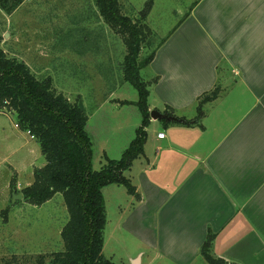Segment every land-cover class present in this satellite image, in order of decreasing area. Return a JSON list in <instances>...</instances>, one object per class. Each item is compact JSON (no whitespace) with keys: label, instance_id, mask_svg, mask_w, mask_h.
<instances>
[{"label":"crops","instance_id":"obj_1","mask_svg":"<svg viewBox=\"0 0 264 264\" xmlns=\"http://www.w3.org/2000/svg\"><path fill=\"white\" fill-rule=\"evenodd\" d=\"M185 4L172 12L182 20L152 49L147 67L158 79L155 111L169 108L176 121L150 120L144 154L130 168L136 226L153 259L193 264L210 231L215 259L264 264V0ZM217 88L198 110V99ZM156 124L162 129L152 130ZM16 126L24 140L16 150L34 158L38 144ZM33 168L31 161L26 170Z\"/></svg>","mask_w":264,"mask_h":264},{"label":"rangeland","instance_id":"obj_2","mask_svg":"<svg viewBox=\"0 0 264 264\" xmlns=\"http://www.w3.org/2000/svg\"><path fill=\"white\" fill-rule=\"evenodd\" d=\"M131 1L132 5H127L121 0L122 14L136 22L149 0ZM158 1L146 19L148 26H143L140 60L178 26L182 19L172 12L185 10L187 0ZM126 40L118 28L100 18L93 0H24L11 14L0 8V48L6 55L23 62L38 80L51 78L55 93L71 103H83L88 116L86 131L93 144L94 171L100 170L105 158L119 160L141 126L135 106L137 91L123 77ZM147 67L140 76L148 85V107L155 111L157 106L151 97L154 77ZM14 123V114L0 112V212L7 209L0 214V264H50L54 253L63 251L60 232L69 215L60 194L38 207L24 202L21 194V199L10 196L5 203L7 181L13 180L15 189L21 191L33 183L34 171L45 166L40 149L34 158L26 150H16L24 140L16 139L19 132ZM161 126L156 124L151 129L157 131ZM31 161L37 168L27 171ZM21 163L23 170L18 167ZM137 165L138 161L133 167L136 175ZM129 172L124 176L132 182ZM102 195L106 209L105 260L133 264L144 253L142 264H173L162 257L153 259L154 254L147 251L146 235L136 226L139 214L132 211L136 200L123 186L109 185ZM193 264L207 263L198 253Z\"/></svg>","mask_w":264,"mask_h":264},{"label":"trees","instance_id":"obj_3","mask_svg":"<svg viewBox=\"0 0 264 264\" xmlns=\"http://www.w3.org/2000/svg\"><path fill=\"white\" fill-rule=\"evenodd\" d=\"M23 1L0 0V8L11 14ZM93 1L100 18L127 36L123 77L137 91L139 99L135 106L141 115V126L121 158L117 161L105 158L100 170L92 169L93 144L86 131L88 116L83 103H71L63 95L55 93L51 78L38 80L28 66L8 57L0 48V112L15 115L17 126L34 139L45 161L43 168L34 171L30 186L17 191L15 182L11 181V198L21 194L24 202L38 207L60 194L69 215L60 232L63 251L54 253L50 264H112L102 256L106 226L102 190L109 185H118L123 186L129 196L136 195L131 180L124 173L143 156L146 128L150 124V93L140 72L149 65L155 51L152 50L142 60L139 58L144 42L143 26L153 2L149 0L146 3L139 19L134 22L122 14L121 0ZM157 80L155 77L153 84ZM217 96L218 88L202 95L197 101V109L201 110L204 104ZM165 113L170 117L173 115L169 108ZM213 240L214 235L209 231L199 249V256L207 264H227L212 255ZM5 264H12V261Z\"/></svg>","mask_w":264,"mask_h":264},{"label":"water","instance_id":"obj_4","mask_svg":"<svg viewBox=\"0 0 264 264\" xmlns=\"http://www.w3.org/2000/svg\"><path fill=\"white\" fill-rule=\"evenodd\" d=\"M150 117L154 121H157V120H164V121H171L172 120V121H176L175 118L170 117V116H167V115H164V114H161V113H159L157 111H151L150 112ZM12 198H13V200H15V199H21V196L20 195L19 196L13 195ZM133 264H138V260H135L133 262Z\"/></svg>","mask_w":264,"mask_h":264},{"label":"built area","instance_id":"obj_5","mask_svg":"<svg viewBox=\"0 0 264 264\" xmlns=\"http://www.w3.org/2000/svg\"><path fill=\"white\" fill-rule=\"evenodd\" d=\"M157 138H158V139H163V138H164V134H163V133H159V134L157 135Z\"/></svg>","mask_w":264,"mask_h":264}]
</instances>
